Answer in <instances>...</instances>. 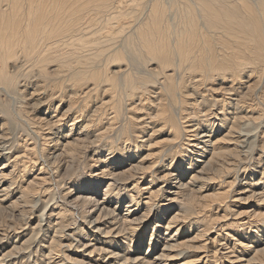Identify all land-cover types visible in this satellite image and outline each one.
<instances>
[{"label": "bare ground", "instance_id": "6f19581e", "mask_svg": "<svg viewBox=\"0 0 264 264\" xmlns=\"http://www.w3.org/2000/svg\"><path fill=\"white\" fill-rule=\"evenodd\" d=\"M110 1L113 0H0V92L5 91L7 86H11L9 87V90L13 86L15 88L17 83L15 79L20 81L21 79H27V76H32L30 74H33L35 77V73L33 72L37 69L39 70L38 72H42L41 75H43V77H46L49 73L46 70L47 66L49 63H54L53 65L56 66L58 73H55V76L51 77H56L58 80H55V82L54 79L50 80V77H47V79L49 78L50 87L52 86L53 89L58 87L61 89L62 87L64 88V86L67 88V86H69L71 92L73 90L71 95L77 98L81 95L82 97H88L93 92L100 90L99 87L101 88V86V92H103L104 95L107 93L106 95H108V97H102L99 100V103L97 102V104H95L96 108L93 111L95 114L96 112H100V114L102 113L103 118H107V122L104 123L106 127L102 130V127L98 128L101 131L99 130V133H96L95 138L99 137L98 140H100V138H103L104 140L105 133L111 132L113 135L112 132L117 129L121 130L120 135H127L130 127L132 128V126H134V124L131 125L134 118L138 119L139 116L136 117L135 115L126 114V111L124 112V106H131L128 109L125 107V110L131 111L132 109H136V105L132 104H135L138 100L137 105H141L140 109L146 111L142 113L148 116L151 121L157 119L162 121L164 127L168 125L171 134L170 140L173 141L172 143H174V141L177 142V140L182 141L180 140L179 129L186 133V137L189 135V138H187L192 142L189 141L188 146L184 147L183 150L185 152L183 161H185V164L189 165H186L187 168H181L182 170H179L181 172L177 174H174V172L169 174L166 171V173L162 175V179H166L169 185L178 188L176 191L172 192L175 196L170 198L171 203L166 204L163 210L159 208L162 204L158 205V203L156 204L154 201V197L158 196V192L161 189V187L155 190L152 189L153 187L151 185H153V181L155 180L150 179L149 185H151L147 187L143 186L140 188L139 185L140 179L143 178L146 173V168H148L149 165H152V162H149L150 164L148 165H144L141 162H144L142 160L150 156L152 154L151 152L147 153L145 156H142V154L139 155V158L141 157V159L138 163L133 164L132 162L129 164L131 165L129 168H125L121 171L115 169V171H112L109 170V168H105L99 177L92 178L93 183L89 182L86 184L81 182V180L79 181L80 185L84 187L88 186L97 188L98 185L101 184V181L105 179L104 177L110 175V181L104 190L105 196L102 199L96 198L95 192H92V194L80 192L72 198L73 189L67 188L69 190H62L64 189L63 187L65 184L59 180H63L64 178L57 179L59 175H57V178L52 177L51 174L54 173L55 176L56 171L54 168H52V170L51 167L48 166L49 163H47V158L48 160L50 158H58L61 154L66 158L68 156H70L69 158H72L71 156L75 154L77 148H74L73 146L75 144L78 146L79 142H81L79 140H84L88 137L89 133L79 131V134L83 133L85 137L81 138L78 136L77 138H74V141H68L64 146V152H61L56 156L54 153H56L55 151L58 150L60 146L58 147V144H56L57 142L51 144V142L54 141V139L53 141L51 139V134H54L53 131H49L48 134L43 133L44 136L42 135V142L36 138L41 145H39L38 141L31 135L30 136L34 139L32 142H29V138H26L21 143L19 140L17 141V136L12 138L11 143L8 144L10 141L8 139L10 137L8 138L7 133L2 132L0 134V159L8 156V161L3 163L0 168V202L2 203L6 201L5 199H7L9 192L13 188L12 184L17 181L16 178L27 177L28 175H31L30 173L34 170V172H37L34 179L29 182L27 181V185L20 191L21 195L13 202V204L17 202L18 207L29 206L31 204L30 206L34 209L37 207V203L41 201L37 195L49 196L48 199H46L47 205L45 204L47 206L46 208H49V211L47 214H39L38 225L45 233L43 240H46V236H48L47 233L52 229L53 225L55 226L54 236H52L47 246L45 244H43V246L41 245L45 249L36 259V261L40 260L46 264H67L70 262V260L66 258V255H59L58 248L62 246L70 247V244H72L73 241H81L82 239H89V241L84 244L81 242L84 246V252L81 254V259H74L76 264H171V261H173L176 256H181L182 254L187 253V251H192V247H200V245L194 247L190 242H194L195 237H198L201 233H206L211 229H199L197 235L194 237H188L187 235L183 240L175 241L173 243H170L169 240H173L174 236L170 235V237H168L169 240H165L163 247L160 249L161 252L156 251L159 248L160 239L162 238L160 227L169 228L171 225H175V222H177L175 226H179L182 222L188 221L191 218L190 212L195 206L194 204H196V199L193 198V196H190L189 192H196V190H194V187L196 186L195 182L213 179V177H208V175L219 170L224 164H227L228 162L232 163L230 159H227V154L231 149L230 147H226V145L234 144L235 149L237 148L236 152L238 157L241 154L245 156L244 159L246 160L248 156L247 153L250 150L247 149V147L250 148V145L252 144V142H249L250 138H255L253 141H256L258 138H261V133L263 132L262 127L264 126V122L260 125H254L252 123L254 122L253 120L246 124L239 125L238 123L241 118L246 117L254 119L259 118L262 115V113H260L261 115L258 114L259 116H255L256 110L252 107L250 110L243 109V111H246L244 115L232 114L233 122L231 126L225 128L220 134L215 135V128L213 127L215 126L216 121L206 123V117L203 116L204 114H199L201 111L194 110L193 107L196 106L199 101H189L185 99L186 95L188 96L189 93H187L188 91H183L182 88L185 86L186 82H194L192 93H196V88L199 89L200 87H203V85L206 87L208 86L206 89L207 91L204 92L208 93V90L212 91V94H209L214 96L212 99L210 98L212 100L211 104L214 102L216 103L217 101L221 102L223 104V110H225L226 106H228V110L230 108H236L231 105L234 102L240 107H243L240 103L244 99H241L243 96H247L246 102L243 101L244 107L245 103H249V105L251 103L254 106L256 99L260 98L259 100L261 101L263 95H260V88L259 92L256 91V96L250 95L249 92L254 88L252 87L255 81H252L253 74L256 75L258 73L257 78L260 79L262 78L260 74L261 69L263 68L264 70V65H262L264 60V0H195V2L201 6V10L197 11L196 9H193L194 6L190 4L185 5V16L183 19H186L184 21L179 19L181 21V26L183 22V26H179V28L172 27V24H170L171 22H168L166 16L167 7L163 4V2H165L164 0H152L154 3L151 2V7L147 8V10L150 8L148 11L149 14L144 11V13L148 15L146 16L148 19L140 20L141 17L139 18V21L138 18L135 20L128 16L134 11L137 13L140 10L143 11L142 8L144 7L140 10L135 9V6H133L134 3L132 4L131 2L132 0H114L117 4L114 3L115 6L110 7ZM140 2L141 0L138 3ZM92 3H99L98 6H100V10L97 9V12H93L94 8L93 6L91 7ZM147 4L150 5V2ZM94 5L97 6V4ZM146 7L144 10H146ZM109 11L118 14L119 17L114 16L113 14L108 15ZM194 11H196L197 15ZM100 12H106V16L108 17L102 19L99 17ZM139 15L136 16L138 17ZM198 15L200 18H198ZM200 19H205L207 24L206 30H203ZM128 29H130V31L132 30L131 32L135 34L136 37L134 38L138 37L136 49L139 50L136 51L134 49L138 52V56L143 55L145 61H149V63L151 62V64L154 65L151 67L152 71L159 74L160 79L158 80L157 78L158 85L156 82L149 80L148 78L141 77L140 75L138 76L137 71H131L130 66L128 65L129 63L119 65L118 70L116 71L112 70L113 72L120 73V76L112 77L111 75H106L105 79L104 71L101 70L100 66L97 68L95 67V70L91 68L89 43L92 41L93 34L101 32L98 33V35L102 34L104 35V38H106L108 36L113 37L123 30L129 31ZM211 29L212 31L210 32ZM133 33L129 34V36H131L130 38L133 37ZM102 35L98 37L94 35L93 37L96 36L97 38H102ZM112 45L113 43H104L102 47L98 49L99 53L100 55H105L104 58H106V62L110 63L111 61V63H113L112 61H120L121 63L124 55L121 54V51L118 52L117 49L116 51H113ZM74 46L78 47L82 54L79 52V55L73 56L77 53L76 51H73L76 49ZM112 55L113 57L111 59L110 56ZM60 73L62 74L60 77V79L62 78L61 80L59 79V76H56V74L60 75ZM186 78L188 80H186ZM214 80H218L219 85L212 87L210 84H212L211 82ZM45 82L46 81H42L43 85L48 87L49 83L46 85ZM152 82H154V84ZM20 85L28 86L29 83H20ZM40 85L38 84L31 93L33 94L34 92L39 91ZM37 87L39 88L37 89ZM17 88L18 87L15 88V92L21 94V89ZM244 89H247L246 92L243 91ZM215 92H221L222 97H216V95L213 94ZM261 92L264 94V89ZM57 93L63 95L61 94L63 93L62 90H54L51 92V97L53 98ZM251 93L253 92L251 91ZM97 97L98 96H96V98ZM89 101V99L88 101L85 99L83 107H80L77 110L75 117L72 119L71 125L81 121L80 118L83 117V112L88 107ZM75 103V100L72 98L69 102V107L71 108V106H75ZM175 103H181V105L183 103L186 104V109L181 106L178 116L175 110L172 109V106ZM188 108H192L193 110L188 111ZM71 111H73L72 108ZM228 112L230 111L223 112L224 119H227L226 115ZM237 112L238 111L232 113ZM92 115L94 116V114ZM93 118L90 117L88 120L83 118L84 120L80 125L81 130L88 131L90 127H92L91 125L96 121ZM126 119H129L130 126L129 123H126L122 127V122ZM139 119V121H144L146 123V120ZM223 121L218 125L219 130L224 126ZM4 124L5 121L1 124V127ZM233 127H238V131L233 130ZM133 130L134 129L130 131ZM219 130L217 129L216 131ZM36 132L39 134L38 131ZM233 133H237L236 136H233ZM70 135L71 133L67 134L69 137ZM109 138L110 137L106 139ZM129 138L130 135L126 138V141ZM94 140L97 144L100 143L97 139ZM114 140L109 139L108 143L106 142L107 140L105 141L108 147L106 150L112 154L111 158L108 160V167L110 166V163L118 165L117 163L120 162L119 165H121L127 160H132L139 154L138 152L142 147L150 146L152 143V140L142 139L140 140V145L137 142L134 144L135 150L133 149L134 147L126 146L123 143L120 156H116L115 154H117V152L116 146H114ZM73 142H75L74 145ZM160 144L161 143H157L159 146ZM68 145L69 147L66 148ZM20 146L21 149L15 154H10L13 149ZM239 147H241L240 150L238 149ZM124 150H127V153L124 154ZM41 153H46V155L44 154L46 158L44 156L41 158ZM50 153H53V155L50 156ZM196 156L203 157L204 159ZM175 157L176 154L171 157L170 164L174 163ZM61 160L62 159L59 161ZM194 160H196V162H194ZM54 162L55 161H53V163ZM200 162L201 164L198 165ZM10 167H12L11 170H9ZM178 167L180 169V166ZM245 167L247 169V166ZM190 168H194V171L191 173V179L188 182H181L180 177H182L184 172L188 171ZM262 173H264V171ZM153 178L160 179L161 177L158 178L153 176ZM172 178H175L174 181L178 182L179 185H174L172 183ZM9 179H12V181L6 185ZM132 181H134V186L131 191L134 193L128 195L130 201L126 204V211L123 217L118 218L115 216V209L120 206V202L124 197V186ZM192 186L194 187L192 188ZM146 189L147 193H149L148 196L144 197L146 200L144 201L143 198L138 200V197H140L139 191ZM199 189L200 188L197 190ZM166 190H168V188ZM56 191L58 192L57 196ZM246 191L248 190H245V192ZM256 194L259 193L257 192ZM179 196H182L181 200H179ZM250 196L251 195L246 198ZM113 200L116 201L114 207H112ZM172 202L183 205V208H179L176 211L174 210V214L169 215V217L166 218L167 225L162 226L161 222L165 219L166 213L169 212L170 208L173 206ZM143 204L147 206V209L151 207V209H154L153 211L159 210L156 216L157 219L154 222L155 224H153L154 232L149 240L147 254L142 251L144 240L139 237L141 229L139 228L140 225H137L143 223L141 226H144V223L147 220L144 216L146 215L145 211L142 213L140 209ZM206 205H208V203ZM57 207L59 208L58 211H56ZM184 207L185 211L183 210ZM76 208H81L80 214L83 219V223L81 224H78L72 217L74 209ZM98 210L99 213L95 218H92L90 215ZM136 213L139 214L136 215ZM260 221L261 220L256 224L250 222V220L241 222V225H245V227L249 224L247 226L248 228H250V226L257 228L256 230H253L255 234L251 236L252 238L255 236L253 239L257 240H251L250 243H247L241 238H236V236L233 237L231 235L232 239L236 240L233 245L229 246V243L217 240L218 244L215 245L216 247L213 251V255H208V251L203 250L206 253H204L205 255H194V258L188 259L182 264H194L199 263L200 261L202 263L204 262V264L212 263L210 261L215 262V264H219V262L221 264H224L222 262H227L229 264H264V246L259 247L258 245V240L262 239L261 236L264 234V223L262 224ZM231 224L232 223H229V225ZM103 225L105 227H102ZM36 226L33 227V229H39V227ZM18 228H21L22 232L26 229L24 226L17 227L15 230L17 233L20 232ZM181 229L185 230V225L178 227L177 232ZM88 230L92 233L88 232ZM5 231L8 232V230ZM40 231H37L36 233ZM6 234H3L5 239L8 236ZM40 234L41 232L34 237L37 238L39 237L37 235ZM228 234L227 231H223L224 240L226 239L225 236H229ZM167 235L169 234L167 233ZM220 235L222 234H219V236ZM216 238L217 237L214 239L212 238L215 243ZM5 239L0 237V244L3 242L5 243ZM62 239H71L69 240L70 244L64 245ZM118 239L119 245L118 241L116 242ZM31 241L32 238H27L22 245H14L12 249L3 253V257L1 258L3 262L1 263L10 264L9 262L15 260L14 264H16V260L20 259L23 254L27 252L29 254L31 252V250H27L30 247L29 242ZM255 241H257L256 246L254 245ZM120 242L123 243L120 244ZM206 242L205 244H207ZM26 243H28L27 245H29V247L25 245ZM200 244L201 247H205L204 243ZM237 244L239 247L236 251L233 248H235ZM220 245H223V248L226 247L229 249L222 252L220 248H218ZM176 247L180 248L176 249ZM46 250L48 251L46 252ZM140 251L142 252L139 253ZM174 251H177V253H174ZM149 252H153L154 255L150 256V254H148ZM131 253L135 254L134 257L129 256ZM103 255L104 257H101ZM261 256L263 257L260 258ZM211 257H214V259H211Z\"/></svg>", "mask_w": 264, "mask_h": 264}, {"label": "rangeland", "instance_id": "374dc122", "mask_svg": "<svg viewBox=\"0 0 264 264\" xmlns=\"http://www.w3.org/2000/svg\"><path fill=\"white\" fill-rule=\"evenodd\" d=\"M128 1H130V0H128ZM137 1L139 2L140 0H136V1L132 0L131 1L132 4L133 3L135 4V5L133 4V6H135L134 8L140 10L142 7H144V8H142L143 11L140 10L139 11L140 13L139 12L137 13L136 11H134L133 13H130L128 17H131L135 20L138 18V21H139V18H141V17L142 18L140 20H147L148 17H146V16H148V15L146 13L149 14L148 11L150 10V8L148 10H147V8L151 7V4H152L151 2H153V1L152 0H141L140 3H138ZM148 1L150 2V5L147 4V3H149ZM164 1L165 2H163V4L167 7V12H166L167 20L169 23L171 22L170 23V24H172L171 26L175 27V28H177V27L179 28V26H181L180 22L184 21L186 19V18L183 19V17L185 16V14H184L185 5L190 4V5H193L195 7L194 8L192 6L193 9H196L197 11L201 10V6L197 2H195V0H164ZM256 1H259V0H256ZM112 3H113V5H112ZM114 3L117 4L116 2H114V0L110 1V5H111L110 7H114L115 6ZM94 4H97V6ZM98 5H99V3H92L91 7L93 6V8H94V10L92 8L93 12L94 11L97 12L98 10H100V6H98ZM145 7H146V10H144ZM144 11L146 13H144ZM169 12H170V14H169ZM182 12H183V14H182ZM194 12L196 13V11H194ZM99 14H100L99 17H101L102 19H105L108 17V16H106L107 15L106 12L105 13L100 12ZM110 14H113L114 16H118V14H116V13L114 14V13L109 11L108 15H110ZM135 14L136 15L140 14V15L137 17ZM196 15H197V13H196ZM120 17H121V15H120ZM198 18H200L199 15H198ZM200 21L202 22L203 30H206L207 24H206L205 19L204 20L200 19ZM182 26H183V22H182ZM128 30L129 31L123 30L122 32L117 33L113 37L108 36V37L104 38V35L100 34V35H102V38L99 37L100 39L97 37L100 36V35H98V33H101V32H98V33L96 32L93 34V36L96 35L97 37L95 36L96 37L95 38L92 36V41H91L92 43L91 42L89 43V46H90V53L89 54H91V57L89 56L90 61H91V63H90L91 68L95 70V67L97 68L100 66L101 70L104 71V75H105L104 79H105L106 75H109V76L111 75L112 77H118V75L120 76V73L113 72V71L118 70L119 65H122L124 63L125 64L129 63L128 65L130 66L131 71H135V72L137 71L138 76L140 75L141 77L148 78L149 80H152V81L156 82V84H157V81L160 79L159 74L152 71L151 67H153L154 65L151 64V62L149 63V61H145V59L143 58V55L138 56L139 54H138V52H136L139 50V49H136V43L138 44V40H137L138 37L134 38V37H136L135 34L133 32H131L132 30L131 31H130V29H128ZM211 31H212V29L210 30V32ZM129 32L133 33L132 38H130L131 36H129V34H131V33H129ZM96 39H97V41H96ZM104 43L105 44L106 43H113V45H112L113 49L112 48L111 49L113 51H116V49L118 52L121 51V54L124 55L121 63H120V61H112L113 63H111V61H110V63L105 61V59H106V58H104L105 55L104 56L100 55L99 50H98L99 48L102 47V45ZM74 47L77 50L74 49L73 51H76L77 53L73 56L79 55L80 54L79 52H81V51L79 50L78 47H76V46H74ZM81 54H82V52H81ZM107 57H109V56H107ZM112 57H113V55L110 56L111 59H112ZM95 58H96V60H95ZM146 59L148 60L147 57H146ZM53 64L54 63H52V64L49 63V65L47 66L46 70L49 73H48V75H46V77H43V75H41L42 72H38L39 70L37 69L33 72V73H35V77L33 76V74H30L32 76H27L28 78L27 79L25 78L26 80L21 79V81H20L18 79H15V81L17 82L15 88L18 87L19 89H21L20 90V92H22L21 94L20 93L18 94L17 92H15L16 90H15L13 85H12L13 87L10 88V90H9V87H11V86H7V87L5 86L6 87L5 89L7 90V91L6 90L5 91L7 94L6 93L4 94L5 91L0 92V134L2 132L7 133L8 138L10 137L8 139V140H10L8 142V144H10L12 141V138L17 137V136H18L17 141L19 140L21 143L26 138H29L28 139L29 142L34 141V139L32 138L33 136L35 139L37 138L40 140V142H42V140H43L42 135L44 136V134H46V133L48 134L49 131L50 132L53 131L54 134H51V139H52V141L54 139V141L51 142V144H53V143L55 144L57 142L56 144H58V147L60 146L59 149L55 151L56 153H54V155L57 156V154L59 155V153L64 152V149H65L64 146L68 141L72 142V141H74V138H77L78 136L81 138L85 137L83 133L79 134V131L89 133V135H88L89 138L86 137L84 140L83 139L79 140L81 142H79L78 146H77V144L74 145L75 142H73V145H74L73 147L74 148L77 147V148H76L75 154L71 156L72 158H69L70 156H68L66 158L62 154L58 158H56V157L50 158L49 160L47 158V163H49L48 166H50L51 169L54 168V170L56 171L55 176H54V173L53 174L50 173V174L52 175V177H56V178L58 177L57 175H59V177L57 179H63L64 178L63 180H59L62 183L64 182V184H65L63 187L64 189H62V190L73 189L72 198L75 197L80 192H86V193H91V194H92V192H95L96 193L95 197L98 199H102L105 196L104 190H105L108 182L110 181V179H109L110 175H106L104 177L105 179L103 181H101V184L98 185L97 188L88 187V186L84 187V186L80 185L79 181L81 180V182L86 183V184L89 182L93 183L92 178L99 177V175H101L103 173L102 171L105 168H109V170H112V171H115V170L121 171L125 168H129L131 166L129 164H131L132 162H133V164L138 163V161L141 159V157L139 158V155L142 154V156H145L147 153L151 152L152 154L150 156H148L147 158H145L144 160H142L144 162H141L144 165H148L152 162V165H149V167L146 168V173L144 174V177L140 179L139 185H140V188H142L143 186L147 187V186L151 185V184L149 185L150 179L155 180V181H153V185H151L153 187L152 189L155 190L159 187H161V189L158 192L159 193L158 196H155L156 198L154 197V201L156 204L158 203V205L162 204L159 208L163 210V208H165L166 204L171 203L170 198L175 196V194H173L172 192L176 191L178 188L169 185L166 179H162L163 178L162 175L165 174L166 171L169 174L171 172L172 173L174 172V174H177V173L181 172V171H179V170H182L181 168H187L186 165L188 166L189 164H185V161H183V156L185 157V152L183 150H184V147L188 146V142L190 141V139H188L189 135H187V137H188L187 138L186 133L183 130L179 129L180 140H182V141L177 140V142L174 141V143H172L173 141L170 140L171 134H170V131H169L170 128L168 127V125H166L165 126L166 128H165L163 126V123L161 120L154 119L151 121L148 118V116L144 115V113H142V112H146V111L143 109H140V107H141L140 104L137 105L138 100L136 99L137 98L136 97L135 99L137 101L135 102V104H132V105H136V107H135L136 109H132L131 111L125 110L126 108L128 109L129 107H131V106L125 105L124 106V112L126 111V114L135 115L136 117L139 116V118L146 120V123L144 121H139L140 120L139 118L138 119L134 118L133 123H131V125L134 124V126H132V128L130 127L127 135H124V134L120 135L121 130L117 129L116 131L114 130L115 133H114V131L112 132L113 135L111 134V132L110 133L107 132L108 134L105 133L106 137L104 136V140H103V138H100V140H98L99 137L95 138V135H96V133L97 134L99 133L100 129H98V128L102 127L101 128V130H102L106 127L104 125V123L107 122V118H103L102 113L100 114V112H96V114H95L93 111L96 108L95 104H97V102L99 103V100L102 97H108V95H106L107 93L104 95V93L101 92V90H102V86H101V88L99 87L100 90L90 94V96H88L89 98L84 97V96L82 97V95L78 96V98H77V97L71 95L73 90L71 92V88L69 86H67V88H66V86H64L65 90L63 87L61 89H60V87L53 89L52 86L50 87L49 78L47 79V77H50V80H53V79H54V81L58 80L56 77L55 78L51 77V76H55V73H58V70H56V66H54ZM107 64H108V66H107ZM262 65H264V60L262 62ZM55 70H56V72H55ZM107 71H109V72H107ZM61 73H60V75L56 74L57 77L59 76V79L62 76ZM257 74L256 75L253 74V80L252 81L255 80L253 83V86H252L254 88L251 90L253 93H251V91L249 92L250 95H253V96L257 95L255 93H257L256 91L259 92V88L261 91L264 89V82H263L264 81V79H263L264 78V76H263L264 70H263V68L261 69V73H260L262 78L258 79ZM40 76H42L43 78ZM34 78H35V80H34ZM157 78H158V80H157ZM187 78H186V80L189 79V78L188 79ZM41 79H42V81H46L45 82L46 85H47V83H49L48 87L43 85ZM19 82L21 84H24L27 82V83H29V85L28 86H21ZM154 82H152V83L154 84ZM213 82H211L212 84H210V85H212V87L219 85L218 80H214ZM37 83L39 85L41 84L40 88L37 87V89L39 88V91H36L32 94L31 92H33L34 89L36 88V86H38ZM14 85H15V83H14ZM193 85H194V82H188V83L186 82L185 86L182 88L183 91H185V92L188 91L187 93H189L188 96L186 95L185 99H187L189 101H195V100L199 101L198 104L196 106H193V107H194V110H200L201 111V112H199V114H201V115L204 114L203 116L206 117V119H205L206 123H209L210 121H216L215 126L214 127L212 126L213 128H215V131H214L215 135L220 134L222 131L225 130V128H227L228 126H231V124L233 122V119H232L233 115H236V114L237 115H244L246 113V111H243V109L250 110V109H252V107H254L256 110L255 116L261 115L260 113H262V115L259 118H254V119L253 118L249 119L246 117L241 118L240 119L241 121L239 120V122H238L239 125L240 124H246L247 122H249V121L251 122L252 120L254 121V122H252L254 125H260L261 123L264 122V105H263L264 104V94H263V92L260 91V93H261L260 95H263L261 98L262 102L259 100L260 98L256 99L255 101L257 104L255 103L254 106L251 103H250V105H249V103H245V107H244L243 101L246 102L247 96L246 97L243 96L241 99H243V98L244 99L242 100V102H240L241 106H243V107H240L239 105H237L236 102H234L231 105H232V107L235 106L238 110L236 108H233V109L230 108L228 110V106H226L225 110H223L224 108L222 107L223 104L221 102L217 101L216 102L217 104L215 102L213 104H211L212 103L211 99L214 96L209 95V94H212V91L208 90V93L204 92V91H207L206 89L208 88V86L206 87L203 85L204 88L203 87H200L199 89L196 88L197 92L192 93L193 92V90H192ZM42 86H44V87H42ZM12 89H13L14 93H13ZM54 90L55 91L56 90H62L63 93H61V94H63V95H60V93H57V95L56 96L54 95L55 97L53 96V98H52L51 92H53ZM246 90L247 89H244L243 91L246 92ZM190 93H192V94H190ZM213 94L216 95V97H219V98L222 97L221 92H215ZM96 96H98V97L96 98ZM72 98L76 102L75 106H73V107L71 106L73 111H71V108L69 107L70 106L69 102L71 101ZM84 98L87 99V101H88V99L90 100L88 102L89 105L84 110L83 117H81L80 118L81 121H79L80 123L78 122L74 125H71L72 119L75 117L77 110L80 107H83V105L85 103ZM20 106H22V107H20ZM181 106H182V108L186 109L185 103H183L182 105H181V103H179V104L175 103L172 106V109L175 110V112L177 113V116L180 113ZM192 110H193L192 108H188V111H192ZM220 110H222V111H220ZM225 111L231 112V113L228 112L229 115L228 114L226 115L227 119L223 118L224 117L223 112H225ZM236 111H238V112L232 113V112H236ZM92 114H94V116ZM89 115L91 118L94 117L93 119L96 120L94 124H96V125H94V124H93L94 126L91 125L92 127H90V129L88 131L83 130V129L81 130L80 125H81L82 121L84 119L85 120L90 119ZM59 119H60V121H59ZM97 119H98V121H97ZM100 119H102V120H100ZM258 120H261V121H258ZM4 121H5V124L1 127V124ZM221 121H223L224 126L222 127V129L219 130L218 125L221 124ZM122 123H123V125H122V127H123L126 123H129V119L124 120V122H122ZM119 125H121V124H119ZM40 126H41V128H40ZM129 126H130V123H129ZM247 128H249V127H247ZM132 129H134V130L130 131ZM217 129L219 131H216ZM33 130L35 131V133ZM233 130L238 131V127H233ZM262 130H263V132L261 133V138H258L256 141H253L255 138H250L249 142H252V144H255L256 147H255V145H252V144H251L252 146L250 145V148L247 147V149H250V150L247 153L248 156H247L246 160L244 159L245 156H243L241 154L238 157V154L236 152L237 148L235 149L234 144L226 145V147H230V149H231V151L228 153L229 155L227 154V159H230L232 161V163H229L227 160V162H228L227 164H224L222 167H220L219 170L214 171L213 173H211V175L210 174L208 175V177L211 176V177H213V179L201 180L202 182L201 181L195 182L196 186L195 187L192 186V188L194 187V190H196V192L190 191L189 193H190V196H193V198L196 199L197 205L194 204L195 206L192 209L193 212L192 211L190 212L191 218L188 221L182 222V224H181V225H185L186 231L183 230L184 229L183 228L177 232V228L181 226V225L175 226L177 224V222H175V225H171V227H169V228L160 227V229L162 231V234H161L162 238L160 239L159 248L156 250L159 252H161L160 249L163 247L165 240H169L168 237H170V235L174 236L173 240H169L170 243H173L175 241L183 240L184 238L187 237V235H188V237H194L195 235H197V233H198L197 231H199V229H211V230H208V232H206V233L203 232L198 237H195L194 242H190L194 245V247H196L197 245H200V247H196L199 250L192 247V251H187V253H184L181 256H176L175 259L173 261H171V264H182L186 260L194 258V255H198V254H199V256L205 255L206 253L204 251H208L207 252L208 255H213V251L215 250V247H216L215 245L218 244L217 240L225 241L226 243H229V246L233 245L235 243L236 240H233L231 235L233 237L236 236V238H241L242 240L246 241L247 243H250L251 240H257V239H253V238H255V236L253 238L251 237L255 234V232H253V230H256L257 228L254 226H252V227L250 226V228H248L247 226L249 224L245 227V225H241V222H245L247 220H250V222L256 224L259 222V220H261L260 222H262V224L264 223V200H263L264 199V173H262L264 171V152H263L264 151V126L262 127ZM36 131H38L39 134H37ZM183 132H184L185 137L183 135ZM69 133H71L70 137L67 136V134H69ZM236 134L233 133V136L234 135L236 136ZM110 135L112 136V138ZM129 135H130V138L126 141V138H128ZM107 136L110 137L109 139H113V140L115 139L114 140V146H116V152H117V154H115L116 156H120V151H121V148L123 147V143L126 146H132V147L135 146L134 144L136 142L140 145L141 144L140 140H142V139L152 140V143L150 146L142 147L140 149V151L138 152L139 154L136 157H134L132 160H127L126 162L122 163L121 165H119L120 162L117 163L118 165H116L115 163L114 164L110 163V166L108 167L107 166V164L109 163L108 160H109V158H111L112 154L106 150V149H108L107 143L109 142L108 141L109 139H106V138H108ZM30 138H32V139H30ZM181 138H183V139H181ZM94 139H97L98 141H100V143L97 144ZM157 140H158V142H157ZM184 141H186V142H184ZM190 142H192V141H190ZM38 143H39V141H38ZM157 143H161L160 146L157 145ZM39 145H41V143H39ZM120 145H122V146H120ZM257 146H258V149H257ZM67 147H69V145L66 146V148ZM176 147H178V148H176ZM240 148L241 147H239L238 149L240 150ZM19 149H21V146L17 147L16 149H13V151L10 154H12V153L15 154ZM133 149L135 150V147ZM154 152L155 153L157 152V153L155 154ZM125 153H127V150H124V154ZM44 154L46 155V153H44ZM44 154L41 153V155L40 154L39 155L42 156L41 158H43ZM175 154H176V157L174 159V163L170 164L171 163V157ZM52 155H53V153L52 154L50 153V156H52ZM44 157L46 158V156H44ZM196 157L203 158L200 156H196ZM242 157H243V159H242ZM57 159H58V161H57ZM60 159H62L61 160L62 163H61V161H59ZM7 161H8V156H5L4 158L0 159V168H1V165ZM53 161H55V162L53 163ZM194 162H196V160H194ZM241 163H243V164H241ZM200 164H201V162L198 165H200ZM178 166H180V169ZM245 166H247V169ZM194 168H195V166H194ZM194 168H190L188 171L184 172V175L182 177H180L181 182H184V181L188 182L191 179V173H192V171H194ZM200 168H197V169H200ZM11 169H12V167L9 168V170H11ZM34 171H32V173H30L31 175H28L27 177L16 178L17 181L14 184H12L13 188L9 192V196L7 197V199H5L6 201H4L2 203L0 202L1 203L0 204V208H1L0 209V233H1L0 237H3L5 239V236L3 234L7 233L6 235H8L5 239V243L3 242L2 244H0V264H2L1 262H3L1 259L3 257V253L8 251L9 249H12V247L14 245H16V246L22 245V243L27 238H32V241H33V242L32 241L29 242L30 247H29V245H27L28 243L25 244L26 246L29 247L27 250H31V252L29 254H28V252L23 254L20 259L16 260V264H46L45 262L40 261V260L36 261V259H37V257H39L43 253V250L45 249L42 247L43 244H45L47 246L48 243L50 242L52 236H54L55 226L53 225L52 229L50 231H48V233H47L48 236H46V240H43V237H45V233L43 230H41V228L38 225L39 216L44 214V213L47 214V212L49 211V208H46L47 207L46 206L47 205L46 199H48L49 196L48 195L47 196L37 195L41 199V201H39L37 203V207H35L34 209L30 206L31 204L29 206H24V207H18L17 202H15L13 204V202L15 200H17V198L21 195L20 194L21 189L23 187H25L30 180L34 179V176L37 173ZM106 172H109V171H106ZM47 175H48V173H47ZM199 175H200V173H199ZM153 176L158 177V178L161 177L160 178L161 180L153 178ZM167 176H169V175H167ZM168 178H171V177H168ZM174 180H175V178H172V183L174 185H176V184L179 185V183L175 182ZM259 180H261V181H259ZM11 181H12V179H9L8 182L6 183V185L9 184ZM257 182H259V183H257ZM133 186H134V181L127 183L126 186H124L125 187L123 189L124 197L122 198V200L120 202V206H118V208L115 209V211H116L115 216L116 217H118V218L123 217V215L126 211V208H127L126 204L129 203V201H130V198L128 195L131 193H134L133 191H131L133 189ZM67 188H69V189H67ZM167 188H168V190H166ZM198 188H200V189L197 190ZM92 190H96V191H92ZM200 190H202V191H200ZM245 190H248V191L245 192ZM139 192H140L139 193L140 197H138V200L143 198V200L145 201L146 199L144 197L149 195V193H147V189L142 190V191L140 190ZM185 192H187V191H185ZM255 192L256 193L258 192L259 194H256ZM57 195H58V192H57L56 196ZM249 195H251V196L246 198ZM181 199H182V196H179V200H181ZM207 203H208V205H206ZM115 205H116V201L113 200V206L112 207H114ZM172 205L173 206L170 208L169 212L166 213L165 219L161 222L162 226L167 225L166 218H168L169 215L174 214V210L176 211L179 208L180 209L183 208L182 207L183 205L177 204L176 202H172ZM23 208H24V210H23ZM58 209L59 208L57 207L56 211H58ZM140 209H141L142 213L145 211L146 215H144V216L146 217L147 220L145 221L144 226H141V224H143V223L137 224V225H140L139 228L141 229V231L140 232L138 231V232L140 233L139 237L144 240L142 251L146 252V254H147V248L149 246V240H150L151 235L154 232L153 224H155L154 222L157 219L156 216H157V212L159 210L153 211L154 209H151V207L147 209V206L145 204L141 205ZM183 210L185 211V207ZM80 211H81V208L74 209V212H73L74 214L72 216L73 220L77 221L78 224L83 223V219L81 217L82 215L80 214ZM162 212H164V211H162ZM98 213H99V210L90 216L92 218L93 217L95 218ZM138 214L136 213V215H138ZM229 223H232V224L229 225ZM36 225L39 227V229L38 228L33 229V227H35ZM20 226H24L26 229L22 232V229L18 228V230L22 233L15 232L16 228L20 227ZM172 226H174V227H172ZM229 226L230 227L232 226V227L230 228ZM102 227H105V226L103 225ZM88 229H89V227H88ZM5 230H8V232ZM37 231H40L41 234L37 235L39 237L35 238L34 236L36 234L40 233V232L36 233ZM223 231H227L229 233L228 234L229 236H225L226 237L225 240L223 239L224 238L223 237ZM88 232H91V231L88 230ZM186 232H188V233H186ZM167 233L169 235H167ZM219 234H222V235L219 236ZM126 235H127V233H126ZM80 237H81V235H80ZM215 237H217L216 243H215V241H213V239ZM86 238H89V237H86ZM261 238L262 239L258 240L259 247L264 246V243H263L264 242V234L261 236ZM69 240H71V239H64V240L62 239V242L64 245L70 244ZM88 241H89V239H82L81 241L76 240V241H73L72 244H70V247L69 246H62V247L58 248L59 249V255L60 256L66 255V258L68 260H70V262H68V263L66 262L67 264H76L74 259H81L82 258L81 254L84 252L83 244L88 242ZM117 241H118V245H119V239L116 240V242ZM145 241H146V243H145ZM147 241H148V244H147ZM81 242H83V244ZM205 242L207 244H205ZM122 243L123 242H120V244H122ZM200 243H202V244L204 243L205 247H201ZM254 243H255L254 245L256 246L257 241H255ZM238 247H239V245L237 244L235 246V248H233V249L237 251ZM69 248H71V249H69ZM177 248H180V247H176V249ZM200 248H202V249H200ZM218 248H220V250L222 252L223 251L225 252L229 249L226 247L223 248V245H220ZM33 251H34V253H33ZM47 251L48 250H46V252ZM142 251H140L139 253H141ZM174 253H177V251H174ZM237 253H239V252H237ZM148 254H150V256L154 255L153 252H149ZM134 255H135L134 253L129 254V256H133V257H134ZM101 257H104V255ZM262 257L263 256H261L260 258H262ZM211 259H214V257H211ZM14 261L15 260H13V262L11 261L12 263L11 262H9V263L14 264ZM210 262H212L210 264H215V262H213V261H210ZM222 263L229 264L227 262H222ZM194 264H204V262L202 263L200 261L199 263H194ZM219 264H221V263L219 262ZM235 264H237V263H235Z\"/></svg>", "mask_w": 264, "mask_h": 264}]
</instances>
